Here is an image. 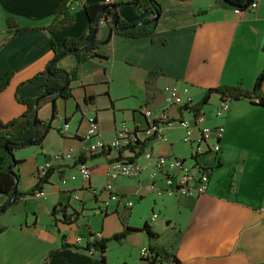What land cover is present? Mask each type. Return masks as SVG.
Instances as JSON below:
<instances>
[{
	"label": "crops",
	"instance_id": "1",
	"mask_svg": "<svg viewBox=\"0 0 264 264\" xmlns=\"http://www.w3.org/2000/svg\"><path fill=\"white\" fill-rule=\"evenodd\" d=\"M83 1L88 5L105 3ZM126 1L131 0L115 2ZM156 1L161 5V13L151 35L111 34L108 22L99 25L98 39L105 40L111 34L97 49L107 59L84 61L78 68V79L71 83L73 97L56 100V118L44 143L15 151V158L22 161L18 165L20 191L37 183L40 167L56 154L71 151L73 157L53 163L55 172L44 185V197L19 198L0 213V264H150L140 256L142 248L150 244L166 248L179 264H264V106L250 99H231L228 112L218 117L215 112L222 100L216 93L200 106L206 115L205 125L220 124L226 132L217 154H201L198 158L209 169L211 178L208 192L194 197H158L151 186L156 171L153 161L143 155L135 158L128 148L109 147L98 152L90 149L97 139L106 143L113 140L122 122L142 130L163 111L170 119H191L195 114L192 108L187 111L166 103L173 85L195 104L208 89L217 86L240 85L250 89L264 71V0H253L255 9L240 12L216 0ZM70 3L71 0H0V80L13 73L9 85L0 92V119L13 121L9 132H18L27 125L23 117L27 107L16 98L36 97L45 89L47 75L40 73L54 56L51 39L61 51L65 39L77 37L89 21L82 4L72 10L75 22L58 33L39 28L15 34L16 27H11L7 20L14 19L25 27L44 26ZM117 11L132 24L154 17L147 3L138 8L132 3L123 4ZM77 65L75 54L68 52L60 59L58 68L70 71ZM155 71L161 74L151 78L154 98L149 99L148 77ZM143 109L152 115L145 117ZM52 113V102L44 101L38 117L46 122ZM91 116L96 117L101 129L99 136L89 139L86 135ZM66 122L69 128L64 130ZM184 131L173 121L163 131L168 140L156 135L149 141L148 149L158 155L193 158L192 150L178 148ZM118 158H135L143 170L132 179L111 180L122 199L110 202L105 212L97 213L96 208L108 197L104 189L110 181L108 163ZM78 162L92 170L89 181L77 174ZM74 174L76 179L71 180ZM94 189L102 192L96 196ZM7 201L5 194L0 193V207ZM129 201L133 206L128 207ZM57 205H65L68 215L79 211L80 218L71 224L59 221L54 225L51 210ZM153 213H157L154 219ZM146 223L159 238L152 240L141 230ZM64 227L71 232L67 233ZM126 227L138 230L121 241H109L105 260L97 251L73 245L77 235L84 237L92 231H102L104 238H111ZM167 232L172 234L170 247L161 239ZM63 234L65 243L71 246L62 245ZM109 243L122 250L121 256L110 259ZM133 254L136 263L129 260ZM162 264L176 263L170 258Z\"/></svg>",
	"mask_w": 264,
	"mask_h": 264
},
{
	"label": "trees",
	"instance_id": "2",
	"mask_svg": "<svg viewBox=\"0 0 264 264\" xmlns=\"http://www.w3.org/2000/svg\"><path fill=\"white\" fill-rule=\"evenodd\" d=\"M219 4L223 5L224 7H235L240 11L247 10L250 5L253 3V0H248V5L246 7H242L245 4L246 0H227L232 5L225 4L222 0H216ZM82 8L85 11L86 17L88 18L87 27H85L81 33L77 37H68L64 41V48L61 51L57 50L55 46V42L51 39L52 47L54 49V56L52 60L48 63V66L45 70L40 74L47 75V82H45V89L44 91L36 97L27 98V99H20L16 98L18 102H21L23 105L27 107L26 112L23 113V117L27 119V125L19 130L18 132H9L8 128L13 124L11 122H4L0 119V193L5 194V196L9 199L14 188L16 187V181L20 180V172L18 169V165L22 162L20 159L15 158V151L19 148H24L31 145L41 146L44 143L45 136L50 128H52V121L56 118L57 107H56V100L59 98L69 99L73 97V92L71 88V83L78 79V68L80 65L85 61H88L92 58H100L106 60L105 56L100 55L98 52V47L103 45L108 41L111 34L116 32L117 34L128 35L131 37H140V36H148L151 35L158 24L159 17L155 22L150 24H142L145 19L140 22L136 23H129L122 19L117 11L114 13V10L111 8L112 5H116V9L123 4L132 3L137 8L141 7L144 3H147L153 9V11H157L159 14L161 13V5L156 0H131L126 1L124 3L114 2L112 4H105V3H94V4H86V2H81ZM73 3H70L68 6L62 8L56 19L51 21L49 24L44 26H19L14 19L7 20L11 27L15 28V34L21 32H27L31 30L41 29L45 30L50 34L58 33L62 29L72 25L75 22V16L72 11ZM103 9L101 14L100 11ZM115 17L117 19V25L119 27H128L124 30H117L115 28ZM105 20L111 25V34L110 36L105 39L101 40L97 38V35L92 38L91 42L87 45L90 37H92L94 30L99 27V23ZM264 49V45H263ZM73 53L77 57L78 65L74 67L72 70H65L58 68V63L60 59L66 53ZM53 63L50 65V63ZM54 73L59 75L63 78L54 77L52 74ZM161 73L158 71L150 72L148 77V96L149 99L154 98V94L150 91L151 85V78L153 76H157ZM12 72L7 73L1 80H0V92L4 90L12 79ZM66 85H64V83ZM264 83V71L261 72L255 79L254 87L247 89L243 86L237 85H224V86H217L215 88L208 89L205 93L204 97L198 103L192 104V109L194 112L200 111V106L202 104H207L210 100L212 94L216 93L220 95L222 101L226 99L232 100H240V99H250L253 101L254 98H259L260 102L257 103L258 105L264 106V93L262 91ZM44 101H51L53 106V113L48 121L44 122L41 121L38 117V112L40 110L41 104ZM181 108H186L181 107ZM172 120H177L172 118ZM35 122H37L38 128L35 130ZM152 138H148L143 141H138V143L134 146H130L128 149L134 153L135 158L139 157L143 152L146 146H148L149 141ZM135 158H131L130 161L135 160ZM10 169V171H9ZM55 172V168H50V170L44 176H37V183L28 189L27 191H20L18 188L16 190L15 197L11 204L18 201L19 198L34 195V191L44 189V185L49 181L50 176ZM10 204V205H11ZM2 207V206H1ZM0 207V208H1ZM66 206L65 205H57L54 206L51 210V216H53V224L56 225L57 222L61 221L65 224H71L78 220L81 216L80 212H73V214L68 215L66 213ZM61 214V218H58V215ZM3 227H0V233L2 232ZM138 230V228L133 227H126L125 230L121 233L115 234L113 237L101 238L96 243H90L86 246H80L79 244H73L74 246L86 250V251H97L100 254L101 260H105L104 253L107 251V243L112 239L117 241H121L124 237L127 236L128 233ZM141 230H144L149 235V238L154 240L159 238V234L156 231L152 230V228L146 223L142 227ZM62 245L64 247L71 246L70 244L65 243V234L61 235ZM150 250L149 257L145 258L150 262V264H162L165 261H168L170 258L173 263L179 264L180 261L174 256L171 255V252L168 251L164 247L156 246V244H150L148 247ZM144 259V258H143Z\"/></svg>",
	"mask_w": 264,
	"mask_h": 264
},
{
	"label": "built area",
	"instance_id": "3",
	"mask_svg": "<svg viewBox=\"0 0 264 264\" xmlns=\"http://www.w3.org/2000/svg\"><path fill=\"white\" fill-rule=\"evenodd\" d=\"M107 3H113L115 0H106ZM105 1V2H106ZM83 0H72L74 6H79ZM256 4L252 3L249 8L255 9ZM240 12L239 9H237ZM255 103H259V99L254 100ZM231 99H226L219 103L216 109V115L218 117H223L226 112L230 109ZM166 103L169 106L175 107H186L187 111H191V98L185 99L178 88L173 85L167 93ZM146 117L152 115L150 111L143 110ZM206 115L203 112L194 114L192 118H179L176 122L185 130L183 134V141L189 144L192 148V154L195 162L193 165L189 166L186 159L165 156V155H152L151 153H146L148 159H153L154 166L156 168L155 179L152 183V188L156 190L158 196L166 193L180 194L189 196H198L208 192L210 183V172L209 169L200 163L198 160L201 154L208 153H218L221 147V139L226 131L223 125L207 126ZM173 122L172 119L168 117L166 111L161 112L157 117L152 118L149 125L142 130H136L129 127L125 122H122L119 129L116 130V136L113 140L106 143L104 140L97 139L90 145V149L105 150L109 147L114 149H119L122 147L129 148L138 143V141L146 140L147 138L159 135L165 141L168 138L164 135L165 125ZM69 128L68 122L64 125V130ZM100 124L95 116L89 118V129L87 130L86 137L92 139L97 137L100 132ZM212 142V143H211ZM73 157L71 151H65L56 154L52 159L40 167L37 176H44L53 168V163H61L64 159H71ZM81 177L88 180L91 175V170L84 164L79 163L78 165ZM143 167L136 160L120 159L116 161H110L108 164L107 176L113 181L120 177L134 178L138 176ZM158 176V177H157ZM74 178V176H72ZM63 182L66 179L63 178ZM163 182V186L158 183ZM156 185V186H155ZM112 183H108L106 188H111ZM45 191L43 189L34 191V196L36 198L44 197ZM78 198V196H75ZM113 199H116L114 196ZM107 204V203H106ZM129 206H133V202L129 201L127 203ZM106 207V206H105ZM96 212L100 213L101 210L97 209ZM103 213V212H102ZM157 217V214H153V219ZM104 234L102 231H92L87 236L81 237L77 235L74 239V243L80 246H86L90 243H96L98 240L103 238ZM150 250L148 247L142 248L140 252L141 258H148Z\"/></svg>",
	"mask_w": 264,
	"mask_h": 264
},
{
	"label": "rangeland",
	"instance_id": "4",
	"mask_svg": "<svg viewBox=\"0 0 264 264\" xmlns=\"http://www.w3.org/2000/svg\"><path fill=\"white\" fill-rule=\"evenodd\" d=\"M106 1V0H105ZM116 1V0H115ZM114 1V2H115ZM113 2V3H114ZM71 3H72V0H71ZM82 4V3H81ZM105 4H112V3H107V1L105 2ZM79 6H81V5H79ZM74 7H76V6H72V10H73V8ZM249 9V8H248ZM107 21H105V20H102L100 23H99V25H102V24H104V23H106ZM14 30H15V28H14ZM256 98H254L253 99V103L254 104H257V103H255V100ZM257 99H259V98H257ZM260 100V99H259ZM260 102V101H259ZM191 108H192V105H191ZM143 110H145V109H143ZM142 110V111H143ZM193 110V109H192ZM199 112H202V111H199ZM199 112H197V113H199ZM227 113V112H226ZM225 113V114H226ZM195 114H196V112H195ZM146 117V116H145ZM172 119V118H171ZM173 121H175V120H173ZM176 122V121H175ZM150 123V122H149ZM149 123H148V125H149ZM217 125H219V124H217ZM225 127V126H224ZM88 130V129H87ZM226 132V131H225ZM184 134V133H183ZM99 135H100V132H99ZM98 135V136H99ZM156 136V135H155ZM160 137V136H159ZM150 138H154V137H150ZM148 139V138H147ZM102 140V139H101ZM182 140H183V137H182ZM122 148H126V147H122ZM178 148L180 149V150H182V151H186V150H192V148H191V146L189 145V144H187V143H185L184 141H182V142H180L179 143V146H178ZM120 149V148H119ZM129 150V149H128ZM93 151V150H92ZM97 152H98V150H96ZM146 153H151L152 155H154V156H156L157 154L156 153H154V152H152L150 149H148V146H146V148L144 149V152L141 154V155H143L145 158H147L146 157ZM140 155V156H141ZM148 159V158H147ZM116 160H120L119 158L118 159H115V160H111L112 162L113 161H116ZM150 162H152L153 161V159H148ZM137 162H138V160H136ZM193 162H195L194 161V159L193 158H191V156L190 157H188V159H187V164H189V165H191ZM79 163H82V162H78L77 163V165L79 164ZM139 163V162H138ZM82 164H84V165H86L85 163H82ZM109 164V163H108ZM141 164V163H140ZM76 165V167H77V174L78 175H80V177H81V173L79 172V168H78V166ZM142 165V164H141ZM153 165H154V163H153ZM87 166V165H86ZM89 169H90V167L89 166H87ZM143 167V166H142ZM154 168H155V166H154ZM91 170V169H90ZM155 170H156V168H155ZM107 171H108V169H107ZM77 174H74V175H72V176H74V178H72V176L70 177V179L71 180H75L76 179V175ZM155 174H156V171H155V173H154V175L152 176L153 177V179H152V183H153V181H154V177H155ZM91 175H92V170H91ZM91 175H90V177H91ZM158 177V176H157ZM211 178V177H210ZM210 178H209V180H210ZM83 179V178H82ZM84 181H89L90 180V178L88 179V180H85V179H83ZM116 180V179H115ZM114 181V180H113ZM108 183H112L111 182V179H110V181L108 182ZM107 183V184H108ZM152 183H151V186H152ZM106 184V185H107ZM159 185L160 184H162V185H160V186H163L164 184H163V182H159L158 183ZM156 186V185H155ZM105 191L106 192H108V197L105 199V200H103L101 203H102V206H99V207H97L96 208V210L97 209H100L101 210V212L100 213H102V212H105L104 210L107 208V206H109L110 205V202H118L119 200H121L122 199V196H121V194L120 193H117V192H115V190H114V186H113V184H112V187L111 188H106V186H105ZM154 189V188H153ZM155 190V189H154ZM156 191V190H155ZM102 192V190H96V189H94V190H92V193L94 194V195H99L100 193ZM156 193V192H155ZM166 194H173V193H166ZM166 194H163V195H161V196H164V195H166ZM156 195H157V193H156ZM174 196L176 195V194H173ZM116 197V199H113V197ZM158 196V195H157ZM161 196H158V197H161ZM194 197V196H193ZM107 203V204H106ZM128 205V204H127ZM106 206V207H105ZM128 207H130L129 205H128ZM98 213V212H97ZM154 214V213H153ZM157 214V213H156ZM153 217V216H152ZM156 218V217H155ZM153 219V218H152ZM63 230H65L67 233H70L71 231L70 230H68V228H65L64 227V229ZM172 238V234L170 233L169 234V232H167V233H163V237L161 238L162 240H166L167 241V244H168V247H170V241L172 240L171 239ZM174 239V238H173ZM162 243H166V242H162ZM76 244V243H75ZM110 244V243H109ZM122 252V250L120 249V248H118V246H116V244H114V243H112V244H110V252H109V257H110V259H115L117 256H121V253ZM124 254H125V256L126 257H128V253H125V252H123ZM131 262H133V263H136V256L133 254L132 256H130V259H129Z\"/></svg>",
	"mask_w": 264,
	"mask_h": 264
},
{
	"label": "water",
	"instance_id": "5",
	"mask_svg": "<svg viewBox=\"0 0 264 264\" xmlns=\"http://www.w3.org/2000/svg\"><path fill=\"white\" fill-rule=\"evenodd\" d=\"M222 1H224V3L225 4H228V5H230V6H234V5H232L229 1H227V0H222ZM248 0H246L245 1V4L242 6L243 8L244 7H246L247 5H248ZM116 5H112L111 6V8L114 10V13L116 14L117 13V9H116ZM103 12V9L100 11V13L99 14H101ZM160 16V14L157 12V11H155L154 10V17L153 18H151L150 20H145V21H143L142 22V24H150V23H152V22H155L157 19H158V17ZM117 19H116V17H115V28L117 29V30H124V29H126V28H128V27H119L118 25H117ZM98 30H99V27H97L95 30H94V33H93V35H92V37H90V39H89V41H88V43H87V45L91 42V40H92V38L93 37H95L97 34H98ZM53 63V61L50 63V65ZM50 74H52L54 77H57V78H60L61 80H63V78L62 77H60L59 75H57V74H54V73H50ZM64 83V85H66V83L65 82H63ZM35 130L38 128V126H37V122H35ZM9 171H10V169H9ZM17 188H18V181H16V187L14 188V190H13V192H12V194H11V196H10V198L8 199V201H7V203H5V205H3L1 208H0V213H2V212H5L6 211V209L10 206V204L12 203V201H13V199H14V197H15V194H16V190H17Z\"/></svg>",
	"mask_w": 264,
	"mask_h": 264
},
{
	"label": "bare ground",
	"instance_id": "6",
	"mask_svg": "<svg viewBox=\"0 0 264 264\" xmlns=\"http://www.w3.org/2000/svg\"><path fill=\"white\" fill-rule=\"evenodd\" d=\"M81 5V4H80ZM192 157H193V155H192ZM193 159H194V157H193ZM139 176V175H138ZM137 177V176H136ZM135 178V177H134ZM130 179H132V178H130Z\"/></svg>",
	"mask_w": 264,
	"mask_h": 264
}]
</instances>
